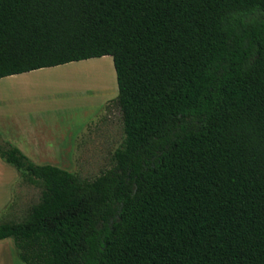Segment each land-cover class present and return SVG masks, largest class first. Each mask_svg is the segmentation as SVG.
Masks as SVG:
<instances>
[{"label": "trees", "instance_id": "1", "mask_svg": "<svg viewBox=\"0 0 264 264\" xmlns=\"http://www.w3.org/2000/svg\"><path fill=\"white\" fill-rule=\"evenodd\" d=\"M109 56L123 140L92 180L0 159L40 197L23 264H264V0H0V79Z\"/></svg>", "mask_w": 264, "mask_h": 264}, {"label": "crops", "instance_id": "2", "mask_svg": "<svg viewBox=\"0 0 264 264\" xmlns=\"http://www.w3.org/2000/svg\"><path fill=\"white\" fill-rule=\"evenodd\" d=\"M89 60L0 79V139L16 147L38 166L49 165L65 170L71 167L72 162L76 163L79 143L87 127L94 121L76 135L60 134L57 129H48L53 125V119L58 117L53 112L70 105L61 106L63 102H53V99V104L48 106V99L52 94L35 92L31 85L38 86L43 82L59 83L60 76L76 72V68L87 64ZM88 105L93 106V102ZM48 123L46 129L45 125ZM20 180L18 172L0 159V219L18 214L19 209L15 202L24 200L26 195L24 188L19 187ZM0 264H23L11 239L0 240Z\"/></svg>", "mask_w": 264, "mask_h": 264}, {"label": "rangeland", "instance_id": "3", "mask_svg": "<svg viewBox=\"0 0 264 264\" xmlns=\"http://www.w3.org/2000/svg\"><path fill=\"white\" fill-rule=\"evenodd\" d=\"M75 70L76 72L60 76L59 83L43 82L38 86L31 85V88L35 92L52 94L49 96L48 106L53 104V99V102H63L61 106L70 105L53 112L58 117L53 119L51 127L48 128L49 123L46 124V129H57L60 134L76 135L94 121L87 127L79 143L76 163L72 162L71 167L65 169L79 178L92 180L112 167L111 156L123 140L121 113L115 100L116 77L110 57L90 59L87 64ZM29 83L32 84L31 81ZM90 102H93V106L88 105ZM19 187L24 188L26 195L24 200L15 202L19 209L18 214L1 218L0 222L22 220L28 209L38 202L39 188L22 180Z\"/></svg>", "mask_w": 264, "mask_h": 264}]
</instances>
